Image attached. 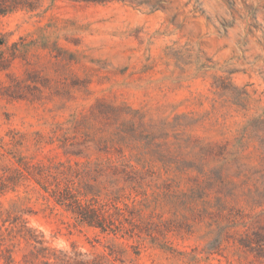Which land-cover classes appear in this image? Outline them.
Returning <instances> with one entry per match:
<instances>
[{
    "label": "rangeland",
    "instance_id": "1",
    "mask_svg": "<svg viewBox=\"0 0 264 264\" xmlns=\"http://www.w3.org/2000/svg\"><path fill=\"white\" fill-rule=\"evenodd\" d=\"M4 47L24 51L9 74L33 81L43 93L33 101L0 93V164L13 161L8 151L32 164L84 161L83 156L65 155L58 140L24 141L15 147L9 134L37 130L47 135L71 127L83 115L87 119L78 125L76 136L84 130L95 134V127L103 126L93 107L97 99L128 106L156 121L172 120L175 114L202 116L212 108L213 76H229L243 88L248 109H229L225 124L216 118L220 109L214 110L195 133L230 138L248 117L264 115V0H46L35 12L0 16V49ZM0 78L9 81L3 73ZM103 129L112 131L114 125ZM124 153L138 169H148L159 180L174 179L184 188V181L156 156L138 155L125 146ZM96 156L91 149L88 157ZM151 191L146 198L138 194L134 202L142 209L140 234L101 232L78 222L32 180L0 194V226L15 232L20 223L26 225L55 250L89 257L111 251L114 264H264V252L237 245L239 234L228 240L222 236L221 245L213 248L209 242L217 228L211 219L184 224L181 215ZM12 216L17 222L2 224L1 219ZM31 249L20 241L13 252L16 264Z\"/></svg>",
    "mask_w": 264,
    "mask_h": 264
},
{
    "label": "trees",
    "instance_id": "2",
    "mask_svg": "<svg viewBox=\"0 0 264 264\" xmlns=\"http://www.w3.org/2000/svg\"><path fill=\"white\" fill-rule=\"evenodd\" d=\"M45 1L0 0V16L16 11L35 12ZM19 52H24L21 47L0 49V73L9 78H0V93L33 101L42 95V90L33 81L9 74ZM210 88L215 95L212 108L199 117L175 114L172 120L156 121L128 106L97 99L93 107L98 108L103 126L95 127V134L84 130L81 137L76 136L78 125L86 121L87 115L75 120L71 127L55 128L47 135L37 130L11 131L12 146H23L24 141L51 144L58 140L57 146L65 155L83 156L85 160L32 164L24 156L8 151L13 161L0 164V194L16 191L32 180L78 222L101 232L134 235L142 231V209L134 202L138 194L146 198L148 190H152L151 194L156 191L161 195L174 214L181 215L184 224L211 219L217 228V236L209 242L213 248L221 245L222 236L228 240L239 234L234 239L237 245L264 252V115L248 117L230 138L213 139L195 133L196 128L204 127L205 118L214 110L220 109L216 118L225 124L229 109L244 113L248 109V93L234 85L229 76H213ZM112 125V131L103 129ZM59 130L61 138L57 135ZM67 131L73 134L68 136ZM136 140H143L144 144L139 145ZM124 146L136 150L138 155L156 156L163 166L173 169L175 178L184 181V188H179L180 183L174 179L159 180L148 169H138L126 158ZM91 149L98 154L95 160L88 157ZM1 220L3 225L6 221L12 224L18 217ZM167 221L159 219L163 224ZM33 232L21 223L15 232L7 227L3 231L0 226L2 264H16L13 252L20 241L32 247L29 254L21 255L20 264H114L116 259L111 251L89 257L77 251L55 250Z\"/></svg>",
    "mask_w": 264,
    "mask_h": 264
}]
</instances>
